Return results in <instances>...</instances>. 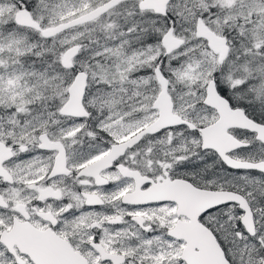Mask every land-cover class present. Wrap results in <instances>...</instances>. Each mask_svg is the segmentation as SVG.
Listing matches in <instances>:
<instances>
[{
	"label": "snow or ice",
	"instance_id": "6c2138e0",
	"mask_svg": "<svg viewBox=\"0 0 264 264\" xmlns=\"http://www.w3.org/2000/svg\"><path fill=\"white\" fill-rule=\"evenodd\" d=\"M0 264H264V0H0Z\"/></svg>",
	"mask_w": 264,
	"mask_h": 264
}]
</instances>
